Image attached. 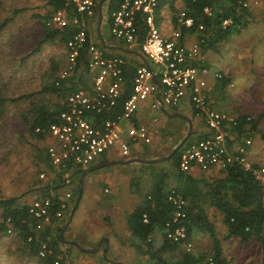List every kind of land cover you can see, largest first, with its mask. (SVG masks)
<instances>
[{
    "label": "rangeland",
    "instance_id": "1",
    "mask_svg": "<svg viewBox=\"0 0 264 264\" xmlns=\"http://www.w3.org/2000/svg\"><path fill=\"white\" fill-rule=\"evenodd\" d=\"M94 1L96 4L98 0ZM107 2L108 0H104L101 3L102 20L99 32L107 41L121 44L110 35ZM249 12L243 28L216 42L213 47L200 46V49L210 70L228 67L225 72L228 82L219 89L215 86L217 79L215 80L210 91V103L235 118L238 114H245L247 118L257 117L256 125L249 133L251 145L247 156L251 162L264 165V0L250 6ZM49 13L50 5L46 0H0V20L12 15L10 21L0 30V96L7 99L0 116V199L12 194L15 196L14 204L30 202L33 198L42 197L46 192L64 190H69L74 199L77 194L75 189H78L79 185L80 172L72 168L58 173L68 176L59 186L46 189L38 185L52 179L57 180V176H52L51 171L48 172L40 161L39 167L36 165V144L26 132L21 118L25 110L33 105L51 106L57 100L43 89L66 65L62 43L56 39H42ZM155 17L160 24L163 15L155 14ZM91 21H95V18L92 17L86 25L94 39L95 23L92 24ZM163 24L164 21L162 26ZM130 47L138 49L136 44H130ZM121 53L126 58L137 59L132 53ZM146 60L149 65L154 66L149 59ZM164 107L166 113L150 108L147 100L139 102L137 114L148 129L149 126L152 127V134L150 132L148 141L133 147L130 155L140 158L167 155L187 130V121L180 115L189 119L192 129L178 147L205 130L188 102L179 103L177 106L165 103ZM118 155L116 150L111 148L106 150L102 157L112 161L130 156ZM98 160H101L100 156L90 164ZM88 166L85 165L81 169ZM173 170L171 160L164 158L153 162L108 163L84 173L79 200L70 216L69 225L63 230V238L67 239L72 232L82 244L80 246L86 244L93 248V240L99 235L98 240L103 237L108 239V249L103 257L105 242L101 241L93 252L78 256V253L72 252L69 244L61 241L63 244L60 245L61 250L56 254L57 260L54 264H104L103 260L107 259L116 262H110L112 264H150L147 254L133 246L134 238L126 227L125 218L126 214L141 202L157 172L164 171L167 174V188L173 184L170 176ZM40 171L45 173V178H38L37 173ZM216 174L200 175L211 179ZM29 187L33 189L23 191ZM72 199L70 198L71 202ZM71 207L72 205H69L61 218L52 221L51 224L55 225L50 226L49 239L55 240L58 239L57 235L62 236L59 232L69 217ZM2 208L0 203V212ZM205 210L220 240L223 264H261V246L258 240L251 238L240 241L236 236L224 237L225 226L221 213L208 205H205ZM162 232L161 229L155 228L150 235L153 248H157L161 243ZM262 234L264 235V223ZM186 241L190 242V246L187 247L182 242L162 255L166 258H177L183 251L206 254L211 249V239L206 232L194 231ZM0 264L44 263L37 256L26 252L14 229L10 233H0Z\"/></svg>",
    "mask_w": 264,
    "mask_h": 264
},
{
    "label": "built area",
    "instance_id": "2",
    "mask_svg": "<svg viewBox=\"0 0 264 264\" xmlns=\"http://www.w3.org/2000/svg\"><path fill=\"white\" fill-rule=\"evenodd\" d=\"M160 1L113 0V7L107 12L110 35L127 47L136 44L141 55L154 64H136L129 77L128 88L124 75L127 61L120 54L110 53L103 45L89 39L86 23L94 15V0H62L61 7L50 11L46 26L73 28L62 43L66 65L58 76L64 78L72 74L77 58L82 54L87 74L86 85H79L65 94L55 119L44 127L35 128L44 133L45 153L53 168L51 175L68 168L81 169L90 165L111 148L120 157L129 156L133 147L150 138L148 127L137 114L139 102L147 100L150 108L158 109L165 103L176 106L186 97L205 130L199 138L182 148L178 169L216 174L227 165L237 164L245 170H252L261 182V195L264 197V165L253 168L247 156L250 136L237 135L233 130L236 118L213 106L208 98L206 75L211 73L214 79H218L228 67L210 70L201 55L203 36L186 43L185 33L181 30L184 27L197 35L204 28L202 21H195L187 13L186 3L202 2V15L210 16L212 0H173L176 8L164 18L169 26L167 34L155 17V14H162ZM234 1L238 7H250L259 2ZM229 21V18L222 19L221 26ZM38 176L46 177L43 171ZM61 177H64V183L68 176ZM55 197L57 204L54 207L48 196L33 198L27 203L26 211L34 221V232H39L52 219L61 218L69 207V190ZM165 199L172 206L170 217L163 222L165 237L190 246L182 222L184 197L171 187L166 190ZM142 220H147L145 213H142ZM4 223L6 232L14 230L9 216ZM29 239L30 235L27 236ZM45 251V243L40 242L37 254L43 256ZM207 264H214V261L208 258Z\"/></svg>",
    "mask_w": 264,
    "mask_h": 264
},
{
    "label": "trees",
    "instance_id": "3",
    "mask_svg": "<svg viewBox=\"0 0 264 264\" xmlns=\"http://www.w3.org/2000/svg\"><path fill=\"white\" fill-rule=\"evenodd\" d=\"M46 2L50 5V11L63 5L62 0H46ZM168 3L170 9L173 10L171 0H168ZM201 3H186L185 5L188 8L187 13L192 15L195 21L200 20L204 24V28L201 31L203 39L200 42V46L203 48L213 47L216 42L238 31L239 28H243L250 14V7H238L234 0H212V13L210 16H204L200 9ZM112 7L113 0H108L107 12ZM95 16L96 6L93 17ZM11 18L12 15L0 20V30ZM224 18H229L230 21L225 26H221V20ZM72 29L69 26L62 28L47 26L45 27L42 39H56L60 43H63L70 35ZM117 54H121V52ZM83 58V54L77 58V63L72 74L64 78L56 75L47 86L43 87L44 90L56 97L57 100L54 104L51 106L44 104L33 105L26 109L25 113L21 116L26 132L36 144V165L39 167L40 161L48 172L52 170L45 153V136L41 129L36 131L35 128L44 127L55 119L58 110L62 107L61 101L67 92L79 85H86L87 74L85 72ZM133 68L134 65L131 63L124 65L127 88ZM227 82L228 77L223 74L217 79L215 86L220 89ZM5 101L7 99L0 96V116L4 109ZM192 112L195 114L193 109ZM256 121L257 117L247 118L245 114H238L233 130L237 135L250 136L249 133L255 127ZM201 135V133H197L193 139L187 141L184 145L194 141ZM184 145L177 147L169 157L174 167V170L170 173L173 184L166 188L165 182L167 174L164 171L157 172L148 191L143 195L141 202L126 214L125 223L131 236L134 238L133 246L142 253L147 254L150 259V264H207L208 258H211L214 264H223L220 240L216 236L214 224L205 210V205H208L221 213L222 222L225 226L224 237L236 236L240 241H247L254 238L260 242V262L264 264V235L262 234L264 197L261 195V182L254 176L252 170H245L237 164L227 165L211 179L200 174L197 175L180 171L177 167V161ZM251 165L253 168L259 166L255 162H251ZM75 169L77 167L73 170ZM55 176H57V180L52 179L50 182L38 185L46 189L59 186L64 177H61L58 173ZM38 178L40 177L38 176ZM171 187L179 191L185 199L182 222L186 229V239L194 231L208 233L211 239V249L208 253L193 254L183 251L177 258H166L162 255L163 252L183 242L169 240L165 237L163 231V222L170 217L172 212V206L165 199V192ZM77 190L75 189V191ZM56 195L57 192H46L42 197L48 196L52 200V206L54 207L57 204ZM14 201L15 199L13 197L0 199V203L3 206L0 212V233L5 231L4 220L9 216L16 230V236L22 242L26 252L29 255L37 256L44 264H54L55 260H57L56 254L61 250L60 245L63 244L58 235V239L55 240L49 239L48 237V232L54 219L51 220L50 224H45L36 233L33 229L34 221L26 211L27 204H14ZM72 203L70 204L72 205ZM142 213L146 214V221L142 220ZM155 228L163 231L162 241L157 248L152 247L150 239V235ZM29 235L30 239L27 240V236ZM40 242H44L46 247L43 256L37 254ZM103 261H105L104 264H112L107 260Z\"/></svg>",
    "mask_w": 264,
    "mask_h": 264
},
{
    "label": "crops",
    "instance_id": "4",
    "mask_svg": "<svg viewBox=\"0 0 264 264\" xmlns=\"http://www.w3.org/2000/svg\"><path fill=\"white\" fill-rule=\"evenodd\" d=\"M171 4H172V7H173V10L176 8V3L173 1V0H171ZM177 4H178V6H180V3H179V1L177 2ZM160 9H161V12H162V14L161 15H163V17H162V19H161V21H160V26H161V28H162V30H163V32H165L166 34H167V30H169V26H168V24L164 21V18L165 17H167V16H170V14H171V12H172V10L170 9V5H169V3H168V0H162L161 1V3H160ZM167 11H168V13H167ZM95 18V21H91V23L92 24H94L95 23V33H96V36H94L95 38L93 39L92 38V36H91V32H89V29H87V33H88V36H89V39H91L92 41H95L96 43H98V44H101L102 45V43H101V41L99 40V38H98V35L97 34H100V32H99V27H98V30H97V14H96V16L94 17ZM90 19H92V18H90ZM101 20H102V13H101V19H100V22H99V26H100V23H101ZM88 21H90V20H88ZM164 21V24H163V26H166L167 28H165V27H163L162 26V22ZM181 30H182V27H181ZM187 29H185L184 27H183V30H182V32L183 33H185L184 34V40L186 41V43H189V42H191V41H193L194 40V38L195 37H199V36H201V32L200 33H198L197 35H195V33H193V32H190V31H187ZM101 35V34H100ZM101 37L103 38V36L101 35ZM103 40H104V42L105 43H107V44H113V45H118V46H124V47H127L126 45H124V44H115V43H112V42H109V41H107L106 39H104L103 38ZM127 48H130V49H132V50H135V51H137L138 53H140L136 48H131V47H127ZM107 51H109L110 53H115V54H117L118 52H127V51H123V50H120V49H108V48H105ZM129 53H132V52H129ZM132 54H134V56H136V60H133L132 58H126V57H124L123 56V58L127 61V63H131V64H133L134 66L136 65V64H138V63H140V62H142L141 61V59L138 57V55H136L135 53H132ZM141 54V53H140ZM121 56H122V53L120 54ZM202 55V54H201ZM210 75V76H209ZM206 79H207V85H208V95L210 96V94L212 93V92H210L211 90H212V85H213V83L215 82V80L216 79H214L213 77H212V75L210 74V73H208L207 75H206ZM216 83V82H215ZM216 85V84H215ZM182 102H188L189 103V101H188V99L186 98V97H184L182 100H181V102L180 103H182ZM190 104V103H189ZM177 106V105H176ZM191 106V105H190ZM158 111H160V112H164V113H166V111H165V107H163V109H161L160 107L158 108ZM168 115H172V114H168ZM177 115H180V114H178L177 113ZM182 118H184L185 120H186V117L185 116H183V115H180ZM190 125H191V122H190ZM188 126V125H187ZM149 132H151V134H152V127L151 126H149ZM191 129H192V127H191ZM200 133V132H199ZM249 150H250V146H249V148H248V151L247 152H249ZM129 157H138V156H134V155H130ZM118 158V157H117ZM100 159L101 160H98L96 163H91L89 166H92V165H97V163L99 164V163H102V162H106V161H108L109 159H107V158H104V157H102V155L100 156ZM88 166V167H89ZM82 169H79V172L81 171ZM88 172V171H87ZM86 173V172H85ZM189 173H192V174H201V173H204L205 174V172H198V171H192V172H189ZM84 174V173H83ZM83 174H82V176H83ZM45 178V177H44ZM79 183V182H78ZM36 185V184H35ZM35 185H33V186H35ZM82 187V177H81V184L79 183V185H78V187ZM30 190V189H33V188H27V189H24L23 191H26V190ZM58 193H60V192H57V194ZM19 195V194H18ZM4 197H15L14 195H12V194H9V195H7V196H4ZM70 198L72 199L73 197H69V199H68V202H71L70 201ZM15 199V198H14ZM73 200V203H72V209H70V211H69V217L67 218V220H65L64 221V223L62 224V233L60 234V240L64 243V244H66V245H70L71 246V249H72V252H74V253H78V256H85V254H86V252H93L92 250H90V246L91 245H84V246H80V245H82L76 238H75V235L71 232L70 234H69V237L67 238V239H64L63 238V230L69 225V221H70V216L72 215V212H73V210H74V208L76 207V205H77V202H78V200H79V197H78V200H77V202H76V204H75V207L73 206L74 205V201H75V198L74 199H72ZM28 203V202H27ZM27 203H20V204H27ZM71 205V204H70ZM72 210V211H71ZM55 224H51V227H53ZM98 237H99V235H97V237H95V239L93 240V243H94V246L93 247H95V245L97 244V242L100 240H98ZM98 240V241H97ZM108 240V239H107ZM103 241V240H102ZM93 243H92V245H93ZM78 247V248H77ZM97 247H99V245L98 246H96L95 248H97ZM105 248V247H104ZM106 249V252H107V249H108V244H107V247L105 248ZM104 249V250H105Z\"/></svg>",
    "mask_w": 264,
    "mask_h": 264
},
{
    "label": "water",
    "instance_id": "5",
    "mask_svg": "<svg viewBox=\"0 0 264 264\" xmlns=\"http://www.w3.org/2000/svg\"><path fill=\"white\" fill-rule=\"evenodd\" d=\"M104 0H98L97 3H96V14H97V30H98V27H99V22H100V19H101V3L103 2ZM98 35V38L99 40L101 41L102 45L105 47V48H108V49H120V50H123V51H127V52H132V53H135L136 55H138V57L141 59L142 63L145 64V65H148V62L147 60L140 54L138 53L137 51L135 50H132L130 48H127V47H124V46H118V45H113V44H107L104 42L103 38L101 37L100 34H97ZM157 86L159 87V84H157ZM161 109H163V107L161 106L160 107ZM186 121H187V130H186V133L185 135L181 138V140L178 142L177 145H175L169 152L167 155L165 156H161V157H157V158H140V157H128V158H125V159H116V160H112V161H106V162H102V163H99L97 165H92V166H89L85 169H82L80 171V175H79V178H78V182L81 184V177H82V174L87 172V171H90V170H93L101 165H104V164H108V163H125V162H130V161H140V162H153L157 159H164V158H169L170 155L173 153V151L179 146L181 145L185 140L186 138L188 137L190 131H191V125H190V121L188 118H186ZM80 191H81V187L79 186L78 187V190H77V194H76V197H75V201H74V205L76 204L77 200H78V197L80 195ZM72 209V208H71ZM72 211V210H71ZM60 234L62 233V228L60 229ZM104 241L105 242V248L107 247V238L106 237H103L102 239H100L97 244L95 245L98 246L99 243L101 241ZM95 247L93 248H90V250H95ZM105 252H106V249L104 250V253H103V257H105ZM107 261L109 262H113V263H116L115 261L113 260H110V259H107Z\"/></svg>",
    "mask_w": 264,
    "mask_h": 264
}]
</instances>
